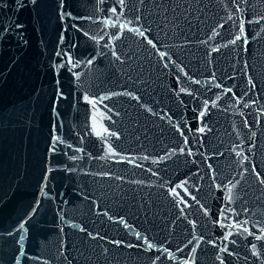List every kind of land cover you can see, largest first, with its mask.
<instances>
[{"label":"water","instance_id":"water-1","mask_svg":"<svg viewBox=\"0 0 264 264\" xmlns=\"http://www.w3.org/2000/svg\"><path fill=\"white\" fill-rule=\"evenodd\" d=\"M0 264H264V0H0Z\"/></svg>","mask_w":264,"mask_h":264},{"label":"snow or ice","instance_id":"snow-or-ice-1","mask_svg":"<svg viewBox=\"0 0 264 264\" xmlns=\"http://www.w3.org/2000/svg\"><path fill=\"white\" fill-rule=\"evenodd\" d=\"M202 130V129H201ZM149 247H151V245H149Z\"/></svg>","mask_w":264,"mask_h":264}]
</instances>
